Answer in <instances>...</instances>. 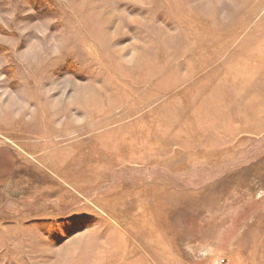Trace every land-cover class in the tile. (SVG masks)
Masks as SVG:
<instances>
[{
  "label": "rangeland",
  "instance_id": "374dc122",
  "mask_svg": "<svg viewBox=\"0 0 264 264\" xmlns=\"http://www.w3.org/2000/svg\"><path fill=\"white\" fill-rule=\"evenodd\" d=\"M0 264H264V0H0Z\"/></svg>",
  "mask_w": 264,
  "mask_h": 264
}]
</instances>
